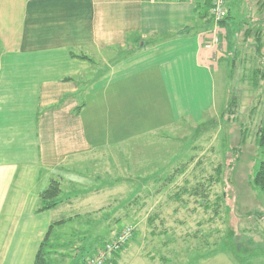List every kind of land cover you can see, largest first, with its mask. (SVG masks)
Instances as JSON below:
<instances>
[{
    "label": "crops",
    "instance_id": "0c3cea01",
    "mask_svg": "<svg viewBox=\"0 0 264 264\" xmlns=\"http://www.w3.org/2000/svg\"><path fill=\"white\" fill-rule=\"evenodd\" d=\"M202 1L0 0V264H35L51 224L67 219L50 238L95 202L62 183L59 204L38 211L53 178L112 150L126 170L150 163L138 141L215 107L231 44L206 46ZM258 2L228 0L229 18L258 19Z\"/></svg>",
    "mask_w": 264,
    "mask_h": 264
},
{
    "label": "rangeland",
    "instance_id": "374dc122",
    "mask_svg": "<svg viewBox=\"0 0 264 264\" xmlns=\"http://www.w3.org/2000/svg\"><path fill=\"white\" fill-rule=\"evenodd\" d=\"M258 3V19L247 10L219 24L224 52L228 42L231 51L215 73V107L200 121L185 117L138 141L148 144L151 161L135 156L144 162L132 170L112 150L83 157L70 174L59 171L61 188L88 190L95 202L53 233L44 248L49 264L82 263L129 224L134 235L109 264H264V191L252 183L264 159L256 144L264 115V55L255 40L259 29L264 40V0ZM230 90L237 105L222 114Z\"/></svg>",
    "mask_w": 264,
    "mask_h": 264
},
{
    "label": "trees",
    "instance_id": "16d2710c",
    "mask_svg": "<svg viewBox=\"0 0 264 264\" xmlns=\"http://www.w3.org/2000/svg\"><path fill=\"white\" fill-rule=\"evenodd\" d=\"M262 5H264V3H262ZM211 7H212L211 0H203L202 2H199L197 4L198 16L199 18L204 19L207 24L213 23L212 17L210 14ZM261 7L262 6H260V8ZM262 10L264 11L263 8ZM228 18H229V14L227 13L226 17L223 20H221L220 23H226ZM257 33L260 34V29L257 31ZM259 34L255 38L257 42L256 50H257V53L259 52L258 54L264 55V52L260 53L262 49H263L262 51H264V40L261 36H259ZM230 92L232 93V90H230ZM236 105H237V95L235 93H232L229 97L227 105L225 106L222 114H226L229 112L233 114V111H232L233 106H236ZM245 138H246V135L244 134L242 136L243 143L245 141ZM256 144L258 148L261 149V151L264 153V115L256 131ZM218 172L220 173V167L218 168ZM219 177L220 176H218V178ZM252 183L255 187H258L264 191V159L259 162L258 169L256 173L254 174V176L252 177ZM61 189H62L61 180L59 178H53L50 181L49 185L40 193L41 204H39L37 210L43 211V210L50 209L52 207L57 206L60 202ZM66 221L67 219H63V220L55 221L51 224L45 236V239L43 240V242L41 243V246L39 247L35 264H49L44 247H46L48 243L47 241L50 239L52 228L55 227L56 225L63 224ZM117 255H118V252L116 253V256ZM116 256L114 260H116Z\"/></svg>",
    "mask_w": 264,
    "mask_h": 264
},
{
    "label": "built area",
    "instance_id": "2783aa9c",
    "mask_svg": "<svg viewBox=\"0 0 264 264\" xmlns=\"http://www.w3.org/2000/svg\"><path fill=\"white\" fill-rule=\"evenodd\" d=\"M212 7L210 10L211 17L215 23L213 29L209 31L206 36L209 37L206 42L207 47L216 46L219 50H223L224 46L221 43L219 34V24L223 20L227 13L228 0H211ZM135 227L131 224L126 225L121 231L116 233L110 240H108L103 246L98 248L90 256L86 257L80 264H109L124 245L133 237Z\"/></svg>",
    "mask_w": 264,
    "mask_h": 264
}]
</instances>
